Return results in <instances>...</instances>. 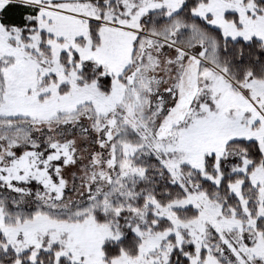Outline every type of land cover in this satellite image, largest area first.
Here are the masks:
<instances>
[{
  "label": "snow or ice",
  "instance_id": "snow-or-ice-1",
  "mask_svg": "<svg viewBox=\"0 0 264 264\" xmlns=\"http://www.w3.org/2000/svg\"><path fill=\"white\" fill-rule=\"evenodd\" d=\"M0 264H264V0H0Z\"/></svg>",
  "mask_w": 264,
  "mask_h": 264
}]
</instances>
